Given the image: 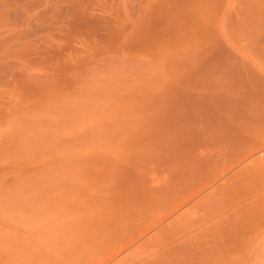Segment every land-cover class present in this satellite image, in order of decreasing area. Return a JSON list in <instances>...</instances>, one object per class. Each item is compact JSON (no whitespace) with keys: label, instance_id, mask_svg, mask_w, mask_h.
Here are the masks:
<instances>
[{"label":"rangeland","instance_id":"rangeland-1","mask_svg":"<svg viewBox=\"0 0 264 264\" xmlns=\"http://www.w3.org/2000/svg\"><path fill=\"white\" fill-rule=\"evenodd\" d=\"M244 83L264 87V0H0V264H95L116 180H164L183 131H264L206 117ZM263 203L228 264H264Z\"/></svg>","mask_w":264,"mask_h":264},{"label":"bare ground","instance_id":"bare-ground-1","mask_svg":"<svg viewBox=\"0 0 264 264\" xmlns=\"http://www.w3.org/2000/svg\"><path fill=\"white\" fill-rule=\"evenodd\" d=\"M214 99L206 117L218 127L235 121L264 124L263 86L225 87ZM229 129L183 131L186 143L159 148L151 158L166 176L159 183H151L141 169L116 180L107 209L96 218V231L105 233L110 250L95 264H108L130 247L126 255L135 254V259L146 254L139 264L150 258L152 264H228L239 254L241 235L263 206L259 178L264 165L259 162L264 159V131ZM220 200L224 209L213 211Z\"/></svg>","mask_w":264,"mask_h":264}]
</instances>
